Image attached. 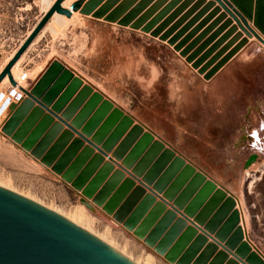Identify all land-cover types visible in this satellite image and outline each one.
I'll return each instance as SVG.
<instances>
[{
	"label": "rangeland",
	"instance_id": "1",
	"mask_svg": "<svg viewBox=\"0 0 264 264\" xmlns=\"http://www.w3.org/2000/svg\"><path fill=\"white\" fill-rule=\"evenodd\" d=\"M52 1L0 0V70ZM77 1L69 0L63 7L69 9ZM83 7L88 13L74 12L71 19L56 13L46 32L32 43L17 67L19 83L26 74L24 93L31 92L52 62H60L111 103L104 120L114 109L131 119L121 141L133 128L141 130L131 149L145 135L151 136L233 198L244 240L264 259V130L260 127L264 123V0H84ZM5 92L0 93V103ZM9 108L5 102L0 118L1 183L65 216L81 214L86 227L136 263H178L167 259L168 252L157 250L162 238L152 242L154 227L137 233L146 215L134 227L126 225L127 219L115 218L121 205L113 213L106 211L109 199L99 204L87 198L63 174L14 143L3 132L12 114ZM58 122L53 118V125ZM116 147L104 156V164L113 166L107 181L114 173L122 174L116 189L126 180L133 181L130 193L138 187L145 191L138 205L154 195L156 203L166 205V212H176L175 221L183 219L187 227L207 237L206 246L215 243L214 234L184 216V211L173 209V202L135 175L123 159L117 160ZM252 156L256 161L247 167ZM151 210L152 206L147 215ZM224 245H218L214 256Z\"/></svg>",
	"mask_w": 264,
	"mask_h": 264
},
{
	"label": "water",
	"instance_id": "2",
	"mask_svg": "<svg viewBox=\"0 0 264 264\" xmlns=\"http://www.w3.org/2000/svg\"><path fill=\"white\" fill-rule=\"evenodd\" d=\"M65 1L56 0L35 25L0 73V84L8 76L12 86L16 85L11 74L12 68L54 14L72 18L73 11L88 13L83 7L84 0L73 4L72 10L63 7ZM25 94L27 98L24 101L12 106V114L3 132L55 173L63 174V178L83 190L87 198H93L99 204L109 199L106 211L113 213L121 205L115 214L117 220L122 222L127 219L126 225L134 227L146 215L137 233L144 234L154 227L152 242L157 244L162 238L157 250L168 252L167 259L171 262L264 264V259L244 240L233 198L217 189L215 184L207 181L184 159L176 157L171 150H165L162 143L153 142L151 136L145 135L131 149L141 130L133 128L121 141L132 124L131 119L114 109L104 120L112 110L111 103L104 101L100 94L93 93L89 85H83L82 80L60 62H52L31 92L25 91ZM89 96L91 98L87 105L69 124L68 121ZM95 108H98L96 113L79 132L78 129ZM44 111L48 115L45 116ZM59 113H62V117H59ZM53 118L59 122L53 125ZM120 119L123 120L108 137ZM64 125L68 128L65 131ZM75 134L78 138H74ZM85 142L88 143L87 147H84ZM114 147L113 156L117 160L123 159V164L133 168L135 175L143 176L144 182L152 185L155 192L173 202V209L184 211V216L194 218L197 224L205 227L206 232L214 234L215 243L206 246L207 237L198 235L195 228L187 227L185 220L175 221L176 212H166V205L156 203L154 195L146 197L138 205L145 191L138 187L130 193L133 181L126 180L116 189L122 174L114 173L107 181L113 166L104 164V156ZM95 150L98 151L96 155ZM255 161L256 156H252L247 167ZM151 206L152 210L147 215ZM221 243H225L223 250L214 256ZM230 254L233 255L231 259ZM0 264L135 263L60 215L0 187Z\"/></svg>",
	"mask_w": 264,
	"mask_h": 264
},
{
	"label": "bare ground",
	"instance_id": "3",
	"mask_svg": "<svg viewBox=\"0 0 264 264\" xmlns=\"http://www.w3.org/2000/svg\"><path fill=\"white\" fill-rule=\"evenodd\" d=\"M55 1L56 0H53L52 1V3H51V6L47 9V11L45 12V13H47L48 12V10L52 7V5L55 3ZM69 0H66L63 4L64 5H66V3L68 2ZM79 2L77 1V2H75V3H73V4H78ZM72 4V5H73ZM72 5L70 6V8L69 9H71V7H72ZM72 10V9H71ZM75 11H73V13H74ZM44 13V14H45ZM43 14V15H44ZM56 14H54V16H55ZM53 16V17H54ZM43 17V16H42ZM41 17V18H42ZM52 17V18H53ZM67 18V17H66ZM68 19H71V18H68ZM52 20V19H51ZM50 20V21H51ZM50 21L48 22V24L45 26V28L41 31V33L38 35V37L34 40V43H36L41 37H42V35L46 32V30L48 29V27H49V23H50ZM33 30V29H32ZM31 30V31H32ZM31 33V32H30ZM30 33L26 36V38L30 35ZM25 40H23L22 42H24ZM22 45V43L16 48V50H14L13 52H12V54L10 55V57H9V60H11L12 58H13V56L15 55V53L17 52V50L19 49V47ZM31 46H32V44H31ZM30 48V47H29ZM28 48V49H29ZM27 52V51H26ZM25 52V53H26ZM25 53L22 55V57L18 60V62L14 65V67L12 68V70H11V74H12V77H13V79H14V81L16 82V84L17 83H19L18 81V76H17V67H18V65H19V63L21 62V60L24 58V55H25ZM9 62L7 61L6 63H5V65L2 67V69L4 70V67H6V65L8 64ZM3 70H1V72L3 71ZM41 77V76H40ZM39 77V78H40ZM39 78L37 79V81H36V83L38 82V80H39ZM21 80V79H20ZM27 80V79H26ZM22 81V80H21ZM23 82H25V81H22L21 83H20V85L22 86V83ZM36 83L34 84V85H36ZM9 85L12 87V84L10 83V80H9V78H8V76H6L5 77V79L1 82V84H0V93L2 92V93H4L5 91V97L3 98V100H2V102L0 103V117L3 115V113H4V109L3 110H1L3 107H4V105H5V102H7V105H8V103H9V105H16L15 103H14V99L12 98V96L10 95V91H11V87H9ZM33 85V86H34ZM21 89H22V91L24 92V88L23 87H21ZM25 94V93H24ZM2 98V95H0V99ZM25 100V99H24ZM12 106H11V108H12ZM10 108V109H11ZM7 111V110H6ZM20 147V146H19ZM27 153V152H26ZM0 187L1 188H3V189H6V190H9V191H11V192H13V193H16V194H18V195H20V196H22V197H24V198H26V199H29V200H31V201H33V202H35V203H37V204H39V205H41V206H43V207H45L46 209H48V210H50V211H52V212H54V213H56V214H58V215H60L61 217H63L64 219H66V220H68L69 222H71V223H73L74 225H76V226H78V227H80L81 229H83V230H85V231H87L88 233H90L91 235H93L94 237H96V238H98L99 240H101L102 242H104V243H106L108 246H110L111 248H113L114 250H116L118 253H120V254H122L124 257H126L127 259H129L130 261H132L133 263H135V264H139V263H136L132 258H130L129 256H127L124 252H121V251H119L117 248H115L111 243H109L105 238H103V237H100L99 235H97V234H95L94 232H92L88 227H86L84 224H83V216L81 215V214H76V216L75 217H68V216H65V215H63L62 213H60V212H58V211H56V210H54V209H52V208H50V207H47V206H45V205H43V204H41V203H39V202H37L36 200H34V199H32V198H30V197H28V196H26V195H24V194H21V193H19V192H17V191H15V190H13L10 186H8V185H6V184H4V183H1L0 182ZM151 262V260H148L145 264H151L150 263Z\"/></svg>",
	"mask_w": 264,
	"mask_h": 264
},
{
	"label": "built area",
	"instance_id": "4",
	"mask_svg": "<svg viewBox=\"0 0 264 264\" xmlns=\"http://www.w3.org/2000/svg\"><path fill=\"white\" fill-rule=\"evenodd\" d=\"M26 80V74L22 77V81ZM20 83H17L15 86L11 87L10 95L14 99L15 104H20L26 98V95L21 89Z\"/></svg>",
	"mask_w": 264,
	"mask_h": 264
},
{
	"label": "crops",
	"instance_id": "5",
	"mask_svg": "<svg viewBox=\"0 0 264 264\" xmlns=\"http://www.w3.org/2000/svg\"><path fill=\"white\" fill-rule=\"evenodd\" d=\"M42 16H43V15H42ZM42 16H41V17H42ZM33 46H34V45H33ZM33 46H32V47H33ZM32 47H31V48H32ZM31 48H30V49H31ZM30 49L27 50V52H26L25 55L28 54V52L30 51ZM9 61H10V60L8 59V62H9ZM4 68H5V67H4ZM1 70H3V69H1ZM1 70H0V73H1ZM1 102H2V100H1ZM11 106H12V105H10V108H11ZM10 108H9V110H10ZM1 110H2V109H1ZM8 112H9V111H8ZM7 114H8V113H7ZM7 114H6V115H7ZM6 115H5V116H6ZM0 118H2V116H1Z\"/></svg>",
	"mask_w": 264,
	"mask_h": 264
},
{
	"label": "snow or ice",
	"instance_id": "6",
	"mask_svg": "<svg viewBox=\"0 0 264 264\" xmlns=\"http://www.w3.org/2000/svg\"><path fill=\"white\" fill-rule=\"evenodd\" d=\"M260 127H261L262 130H264V123H262V124L260 125ZM253 135H255V133H253Z\"/></svg>",
	"mask_w": 264,
	"mask_h": 264
}]
</instances>
